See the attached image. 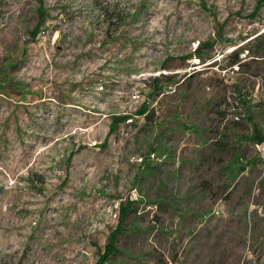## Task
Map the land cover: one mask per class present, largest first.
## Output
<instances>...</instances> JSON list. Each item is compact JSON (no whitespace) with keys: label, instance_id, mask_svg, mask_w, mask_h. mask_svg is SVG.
I'll return each instance as SVG.
<instances>
[{"label":"rangeland","instance_id":"obj_1","mask_svg":"<svg viewBox=\"0 0 264 264\" xmlns=\"http://www.w3.org/2000/svg\"><path fill=\"white\" fill-rule=\"evenodd\" d=\"M0 264H264V0H0Z\"/></svg>","mask_w":264,"mask_h":264},{"label":"trees","instance_id":"obj_2","mask_svg":"<svg viewBox=\"0 0 264 264\" xmlns=\"http://www.w3.org/2000/svg\"><path fill=\"white\" fill-rule=\"evenodd\" d=\"M233 164H229L227 167H226V169H229L230 168V166H232Z\"/></svg>","mask_w":264,"mask_h":264}]
</instances>
